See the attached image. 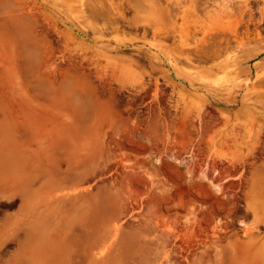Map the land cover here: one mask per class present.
I'll use <instances>...</instances> for the list:
<instances>
[{"label": "rangeland", "instance_id": "rangeland-1", "mask_svg": "<svg viewBox=\"0 0 264 264\" xmlns=\"http://www.w3.org/2000/svg\"><path fill=\"white\" fill-rule=\"evenodd\" d=\"M83 1L0 0V264H264V0Z\"/></svg>", "mask_w": 264, "mask_h": 264}, {"label": "bare ground", "instance_id": "bare-ground-1", "mask_svg": "<svg viewBox=\"0 0 264 264\" xmlns=\"http://www.w3.org/2000/svg\"><path fill=\"white\" fill-rule=\"evenodd\" d=\"M54 1H55V0H54ZM60 1H62V0H60ZM86 1H87V0L83 1V4H82V5H84V3H86ZM97 1H98V0H97ZM138 1H139V0H138ZM138 1H137V2H138ZM193 1H194V0H192V2H193ZM95 2H96V1H95ZM135 2H136V1H135ZM155 2H157V1H155ZM56 3H57V2H56ZM62 3H63V2H62ZM88 3H89V1H88ZM96 3H98V2H96ZM99 3H100V2H99ZM103 3H104V2H102V3H100V4L102 5ZM130 3H131V2H130ZM139 3H140V1H139ZM144 3H145V2H144ZM194 3H195V2H194ZM24 4H25V2H24ZM89 4H90V6L92 7L91 3H89ZM100 4H99V5H100ZM111 4H112V3H111ZM115 4H116V3H115ZM93 5H94L95 7H97V5H96L95 3H94ZM104 5H105V4H104ZM134 5H135V4H134ZM139 5H140V4H139ZM139 5H138V6H139ZM59 6H61V5L59 4ZM72 6H73V5H72ZM84 6H86V4H85ZM94 6H93V7H94ZM105 6H106V5H105ZM136 6H137V5H136ZM74 7H76V5H75ZM74 7H72V8L74 9ZM95 7L92 9L93 11L95 10ZM102 7H103V6H102ZM144 7H145V6H144ZM62 8H63V7H62ZM87 8H88V7H87ZM98 8H99V10L102 11V9L100 8V6H99ZM98 8H96V11H95L96 13H97V9H98ZM106 8H107V6H106ZM113 8H114V7H113ZM117 8H118V7H117ZM64 9H65V8H64ZM81 9H84V8H81ZM90 9H91V8L89 7V10H90ZM107 9H109V8H107ZM99 10H98V14H99ZM103 10H104V9H103ZM152 10H153V9H152ZM222 10H223V9H222ZM222 10H221V11H222ZM73 11H74V10H73ZM104 11H105V10H104ZM106 11H107V14H108V11H110V9H109V10H106ZM141 11H142V10H141ZM150 11H151V10H150ZM223 11H224V10H223ZM66 12H67V11H66ZM82 12H84V10H83V11L81 10V13H82ZM194 12H195V11H194ZM229 12H230V11H229ZM67 13H68V12H67ZM92 13H94V12H92ZM92 13H90V14L93 15ZM96 13H95V15H96ZM152 13H153V12H152ZM67 15H68V14H67ZM84 16H85V15H84ZM93 16H94V15H93ZM97 16H98V15H97ZM132 16H134V15H132ZM138 16H139V15H138ZM186 16H187V15H186ZM77 17H79V19H80V16H79V15H77ZM82 17H83V16H82ZM82 17H81V18H82ZM85 17H87V16H85ZM99 17H100V15H99ZM104 17H105V16H103V18H104ZM118 17H119V16H118ZM135 17H136V16H135ZM167 17H169V15H167ZM217 17H218V16H217ZM133 18H134V17H133ZM138 18H139V17H138ZM67 19H68V18H67ZM84 19H85V18H84ZM104 19H106V17H105ZM109 19H110V18H109ZM140 19H141V16H140ZM140 19H139V21H140ZM71 20H72V19H71ZM85 20H86V19H85ZM130 20H131V19H130ZM132 20H134V19H132ZM142 20H143V19H142ZM184 20H185V18H184ZM72 21H73V20H72ZM118 21H119V20H118ZM128 21H129V20H128ZM199 21H200V20H199ZM131 22L133 23V26H134V21H131ZM188 22H189V21H188ZM91 23H92V22H91ZM127 23H128V22H127ZM136 23H137V22H136ZM190 23H191V22H190ZM217 24H218V23H217ZM108 26H109V25H108ZM131 26H132V25H131ZM173 26H174V25H173ZM110 27H111V26H110ZM186 27H187V26H186ZM82 28H83V27H82ZM106 28H107V27H106ZM130 28H131V27H130ZM150 28H151V27H150ZM150 28H149V29H150ZM152 28H154V27L152 26ZM131 29H132V28H131ZM149 29H148V30H149ZM157 29H158V28H157ZM172 29H173V28H172ZM203 29H204V28H203ZM203 29H202V30H203ZM95 30H96V29H95ZM159 30H161V29H158V31H159ZM137 31H138V30H137ZM189 31H190V29H189ZM160 32H162V30H161ZM174 32H175V30L173 31V33H174ZM134 34H135V33H134ZM134 34H133V35H134ZM191 34H192V33H191ZM192 35H193V34H192ZM135 36H136V34H135ZM188 37H189V36H188ZM189 38H190V37H189ZM140 39H141V38H140ZM144 39H146V38H144ZM148 39H149V38H148ZM192 39H193V38H192ZM192 39H191V40H192ZM146 40H147V39H146ZM186 40H187V39H185V42H187ZM195 40H196V39H195ZM118 43H120V42H118ZM128 44H129V43H128ZM120 45H121V44H120ZM146 46H147V45H146ZM181 48H182V46H181ZM183 49H184V48H182L180 51H177V52H176L175 59H176L177 62H181L183 58H184V59H187V58H188V55H189V54H188V55L184 54ZM185 49H186V48H185ZM189 49H191V48H189ZM192 49L195 50L196 47L194 46ZM138 50H139V49H138ZM140 50H141V49H140ZM140 50H139V51H140ZM144 52H145V51H144ZM139 55H140V54H139ZM189 56H190V55H189ZM153 57H154V56H153ZM152 59H153V58H152ZM153 63H154V62H153ZM153 63H152V64H153Z\"/></svg>", "mask_w": 264, "mask_h": 264}, {"label": "flooded vegetation", "instance_id": "flooded-vegetation-1", "mask_svg": "<svg viewBox=\"0 0 264 264\" xmlns=\"http://www.w3.org/2000/svg\"><path fill=\"white\" fill-rule=\"evenodd\" d=\"M243 2H244L243 8H245V9H244V12H245V10L247 9V14H248L249 18L252 17V14H253L252 12H253V10H252V8L248 5V0H243ZM240 8H242V7H239V9H238L239 13L241 12V11H240V10H241ZM257 11H258L259 13H261L260 8H258ZM246 30H247V27H246ZM198 50H199V49H198V47H197V51H195L197 54L200 52V51L198 52ZM197 54H196V55H197Z\"/></svg>", "mask_w": 264, "mask_h": 264}]
</instances>
